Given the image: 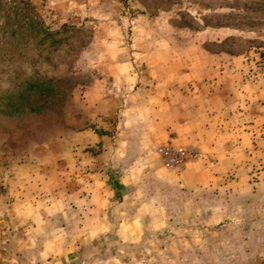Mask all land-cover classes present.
Returning <instances> with one entry per match:
<instances>
[{"label":"rangeland","instance_id":"obj_1","mask_svg":"<svg viewBox=\"0 0 264 264\" xmlns=\"http://www.w3.org/2000/svg\"><path fill=\"white\" fill-rule=\"evenodd\" d=\"M23 1L0 11V264H264V0ZM153 40L170 51L147 67ZM168 61L232 86L245 136L223 167L200 149L191 163L219 170L200 186L150 141L127 150L126 186L112 171V194L92 191L67 143L78 103Z\"/></svg>","mask_w":264,"mask_h":264},{"label":"crops","instance_id":"obj_2","mask_svg":"<svg viewBox=\"0 0 264 264\" xmlns=\"http://www.w3.org/2000/svg\"><path fill=\"white\" fill-rule=\"evenodd\" d=\"M169 44L150 41L145 53L138 52L142 55L141 64L148 67L150 58L166 56ZM118 77L121 78H117L118 86L112 81L115 84L110 89L105 84L103 89H91L78 103L80 117L76 126L80 130L74 138L63 137L77 149L74 154H77L78 168L89 170L92 191L101 194L104 190L111 195L116 179L112 171L120 174L124 171L125 175H118L117 182L121 188L126 186L129 163L124 165L123 159L129 158L135 149L145 148L150 141L166 143L171 140L201 150L205 147L219 158L222 167L228 164L221 158L226 159L233 142L246 134L235 126L238 120L235 100L238 98H234L232 86L219 81L210 85L208 71L176 70L169 61L166 68H149ZM88 144L93 146V152H82L81 147ZM129 148L130 153L127 152ZM62 155L65 157V150ZM215 165L212 164L213 168L202 162L187 165L180 174L183 185L196 187L207 183L215 177V171L219 172ZM102 201L105 205L110 203L107 197Z\"/></svg>","mask_w":264,"mask_h":264},{"label":"built area","instance_id":"obj_3","mask_svg":"<svg viewBox=\"0 0 264 264\" xmlns=\"http://www.w3.org/2000/svg\"><path fill=\"white\" fill-rule=\"evenodd\" d=\"M155 152L166 168L175 171H183L189 163L202 158L197 146L172 142L156 145Z\"/></svg>","mask_w":264,"mask_h":264},{"label":"trees","instance_id":"obj_4","mask_svg":"<svg viewBox=\"0 0 264 264\" xmlns=\"http://www.w3.org/2000/svg\"><path fill=\"white\" fill-rule=\"evenodd\" d=\"M20 2L23 3L24 5V8L26 9L28 6H29V2L28 1H23V0H18ZM18 1L16 2L15 0H0V11H3L7 8V6L9 7L10 5L12 6H15L16 3H18ZM9 13V12H8ZM6 14L7 15V18L10 16V14ZM7 23H8V20H7ZM43 31V30H42ZM45 35H51L52 33L50 32H44ZM28 85L30 87H34L36 86L37 84L35 82H29Z\"/></svg>","mask_w":264,"mask_h":264}]
</instances>
